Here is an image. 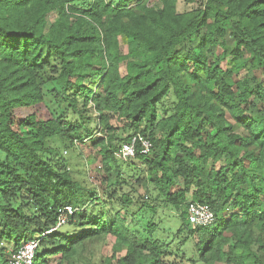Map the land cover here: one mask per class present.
<instances>
[{"label":"trees","instance_id":"1","mask_svg":"<svg viewBox=\"0 0 264 264\" xmlns=\"http://www.w3.org/2000/svg\"><path fill=\"white\" fill-rule=\"evenodd\" d=\"M133 1L0 0V264L28 242L30 264H70L105 238L109 264H264V0ZM135 135L150 150L122 162ZM86 145L98 186L58 153ZM188 202L212 225H191ZM158 206L179 217L169 240L134 220Z\"/></svg>","mask_w":264,"mask_h":264},{"label":"rangeland","instance_id":"2","mask_svg":"<svg viewBox=\"0 0 264 264\" xmlns=\"http://www.w3.org/2000/svg\"><path fill=\"white\" fill-rule=\"evenodd\" d=\"M68 4L76 6L78 8H84L90 4V0H66ZM112 5H116L117 0H106ZM205 0H177L176 9L177 12L183 13L192 10H196L201 6ZM138 5H145L148 8H159L161 7L160 0H134L130 7L135 10ZM48 23L52 22V15H48ZM228 42L231 40L229 38ZM119 52L120 55L127 54V39L125 36L119 37ZM120 72L124 75V65L121 66ZM90 116L94 117V111L90 112ZM111 125L116 129V134L120 139H125L126 137L132 136L135 132L131 128H126L125 124L114 119L111 122ZM138 133V132H137ZM101 135L96 131L95 137L99 138ZM82 149V157L77 156L76 150L66 149L63 146L59 147L58 153L61 154L64 159L70 161V173L75 180H78L81 183H86L87 187L98 186L99 177L96 176V172L100 171V163L96 151L91 148V146L86 145L80 147ZM101 175V174H100ZM84 179V181H83ZM86 179V181H85ZM88 179V180H87ZM147 189L140 190V200L141 202L146 201ZM136 206L132 207L130 210L135 211ZM126 224L131 228L130 217H126ZM141 226H145L147 223H152L156 226V237L161 240H169L170 236L177 230L179 227L180 221L178 214L175 212L158 206L155 212H150L148 210H139L137 212L136 218H134ZM183 236V235H181ZM1 244V240H0ZM8 254H10V249H8ZM189 257L193 255L191 248L186 251ZM113 254V240L111 238H105L102 241H93L87 243L83 250H81L78 255L70 262V264H109L111 263V256ZM32 254L28 256V259L25 260V264L29 263V258ZM56 260H52L51 264H56ZM64 264V263H62Z\"/></svg>","mask_w":264,"mask_h":264},{"label":"built area","instance_id":"3","mask_svg":"<svg viewBox=\"0 0 264 264\" xmlns=\"http://www.w3.org/2000/svg\"><path fill=\"white\" fill-rule=\"evenodd\" d=\"M137 145L140 146L141 154H147L151 146L148 140L143 139L139 135H135L130 141L121 146L117 153V157L122 162H128L135 157V148ZM64 210L69 214L71 213L69 207L64 208ZM186 212L189 223L195 227L210 226L215 220L214 213L207 206L200 203L188 202ZM64 222L65 217L61 215L56 227L61 226ZM36 245L37 242H28L22 245L18 251L12 253L8 264H25V260H27L28 256L32 254L31 258H29L28 264H30Z\"/></svg>","mask_w":264,"mask_h":264}]
</instances>
